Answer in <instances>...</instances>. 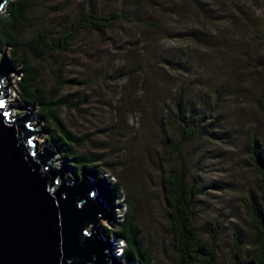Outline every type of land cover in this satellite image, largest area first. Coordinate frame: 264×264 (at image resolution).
Wrapping results in <instances>:
<instances>
[{"label": "rangeland", "instance_id": "374dc122", "mask_svg": "<svg viewBox=\"0 0 264 264\" xmlns=\"http://www.w3.org/2000/svg\"><path fill=\"white\" fill-rule=\"evenodd\" d=\"M45 1L48 6L61 2ZM71 1L70 8L77 7V12L92 3L123 16L102 35L82 31L62 57L65 74L80 81L63 91L77 93L79 110H61L62 120L85 140L84 149L104 154L110 180L117 175L139 186L133 199L137 223L144 244L160 264H172L160 185L166 168L160 159L162 109L180 89L187 95L203 94L213 116H224L213 126L215 132L209 130L215 138L203 134L192 139L185 143L184 155L204 189L195 208L196 225L204 236L212 224L220 226L216 253L222 264H230L235 231L244 244L250 235L243 202L251 194L257 196V174L247 164L245 146L252 138L264 141V0H204L210 17L192 0ZM180 51L189 55L187 69L166 62ZM42 76L46 84L52 82L46 65ZM17 81L14 76L6 103L25 107L18 100ZM31 110L41 121L43 133L34 139L42 148L50 143L45 141V123L36 107ZM52 159L57 160L55 167L63 163L59 153ZM68 170L64 179L72 182L75 176ZM99 200L103 201L101 195ZM124 210L123 204L113 213L121 216ZM106 213L104 220L99 217L98 227H110ZM109 240L119 257L122 242Z\"/></svg>", "mask_w": 264, "mask_h": 264}, {"label": "trees", "instance_id": "16d2710c", "mask_svg": "<svg viewBox=\"0 0 264 264\" xmlns=\"http://www.w3.org/2000/svg\"><path fill=\"white\" fill-rule=\"evenodd\" d=\"M192 1L205 17H210L212 11L208 3ZM47 2L8 0L0 13V52L6 51L10 60L19 66L18 100L22 105L36 107L45 123V141L56 145L63 163L75 178L92 180V186L107 205L110 227L100 226L101 232L107 239L123 242L119 247V260L131 264H160L144 244L143 232L137 223L133 199L139 186L117 175L114 181L110 180L111 174L104 168V154L84 149L85 140L69 130L61 117L63 109L78 111L80 100L76 92H63L80 81L65 74L62 57L82 31L93 30L102 35L111 30L123 14L119 10L101 11L92 3L77 12V7L70 8L71 0H61L50 7ZM56 16L59 18H54ZM168 57L166 62L171 67L187 69L189 55L185 51ZM44 65L52 79L49 84L43 80ZM207 102L203 94L187 95L178 89L158 120L164 134L161 139L164 155L160 159L166 168L162 169L160 185L172 264H222L216 253L220 226L212 224V229H206L204 236L196 225L195 208L204 189L198 176L191 174L184 155L185 143L203 134L215 138L209 130H214L213 126L224 120L223 115L213 116L214 109ZM245 147L247 164L257 174V196L251 194L243 202L250 235L248 244H244L245 240L235 231L231 246L234 259L230 264H264V141L252 138ZM109 169L113 171L112 167ZM123 204V214L115 216L113 211Z\"/></svg>", "mask_w": 264, "mask_h": 264}, {"label": "water", "instance_id": "95a60500", "mask_svg": "<svg viewBox=\"0 0 264 264\" xmlns=\"http://www.w3.org/2000/svg\"><path fill=\"white\" fill-rule=\"evenodd\" d=\"M8 0H0V11ZM19 66L0 60V264H122L97 226L107 211L88 177L64 179L31 107L5 103ZM7 75L9 79H7ZM8 80L5 86L4 80ZM13 88V87H12ZM14 89V88H13ZM15 91V90H14ZM16 92V91H15ZM18 95V94H17Z\"/></svg>", "mask_w": 264, "mask_h": 264}, {"label": "clouds", "instance_id": "9594fccd", "mask_svg": "<svg viewBox=\"0 0 264 264\" xmlns=\"http://www.w3.org/2000/svg\"><path fill=\"white\" fill-rule=\"evenodd\" d=\"M7 100V99H6ZM5 103H6V101H5ZM122 244H123V242H122Z\"/></svg>", "mask_w": 264, "mask_h": 264}]
</instances>
